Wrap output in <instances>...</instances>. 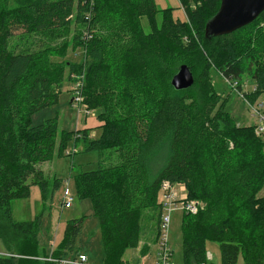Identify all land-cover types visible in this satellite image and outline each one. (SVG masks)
<instances>
[{"label": "trees", "instance_id": "1", "mask_svg": "<svg viewBox=\"0 0 264 264\" xmlns=\"http://www.w3.org/2000/svg\"><path fill=\"white\" fill-rule=\"evenodd\" d=\"M179 1L186 19L166 8L159 22L155 0H0V238L7 245L0 264H55L47 258L79 252L84 218L71 219L47 255L38 221H14L11 208L32 185L47 202L51 179L52 197L61 181L41 164L65 156L73 138L75 153L81 142L82 152L99 154L95 169L74 176L78 197L91 202L99 221L97 262L125 264L143 212L161 215L168 182L184 187L183 198L174 190L182 200L199 203L195 213L183 212L184 264H208L206 241L219 243L220 264L240 257L264 264V140L225 110L212 81L216 70L241 93L248 77L255 86L244 96L254 102L264 95V11L206 38L221 0ZM76 51L81 60L68 59ZM183 64L194 84L176 90L171 80ZM67 81L79 84L71 87L74 100L80 95L86 110H99L96 138L86 128L61 129L57 117L32 125Z\"/></svg>", "mask_w": 264, "mask_h": 264}, {"label": "rangeland", "instance_id": "2", "mask_svg": "<svg viewBox=\"0 0 264 264\" xmlns=\"http://www.w3.org/2000/svg\"><path fill=\"white\" fill-rule=\"evenodd\" d=\"M155 2L157 7L161 10L157 15V20L159 22L162 19V11L166 8L171 9L174 18L186 19V13L181 7L179 0H155ZM142 25L146 31L149 30L150 24L147 17H143ZM81 56L80 51H76L74 54L70 53L68 59L80 61ZM212 81L215 90L222 94L223 98H226L224 104L225 110L230 113L235 121L240 125H255L256 117L253 116V109L250 104L257 105L259 102H264V95L260 94L257 100L253 102L242 93L252 92L255 86L254 81L246 77L243 80V91L241 93L237 88H233L230 82L226 81L216 70L212 71ZM71 87V82H65L64 90L58 102L55 105L43 108L34 113L31 117L32 125H39L48 118L57 117L61 129L75 133L77 130L86 128L90 132V138H96L100 134V130L98 129L99 120L97 117L99 110H90L91 114L87 115L86 108L74 100ZM262 112L264 113V108H262ZM75 147L77 148L73 138L67 144L65 156L41 164L45 173H48L51 177L56 176L61 181V184L53 191L51 197V187L53 185V179H51L47 202L42 200V191L40 187L38 185H32L28 197L13 200L11 203L14 221H35V219L38 221V242L41 248L46 250L45 253L47 255L54 250V247L61 243L67 223L71 219L77 218H84V223L82 231L77 238L76 249L79 250L82 240L92 239V243H90L89 246L84 244L82 248L92 250V252H94L95 249H99V251L102 250L98 218L93 215L91 202L89 200H82L78 197L74 177L78 171L95 169L98 166L99 154L95 150H86L82 152L83 143L81 142L78 149H76V153L74 152ZM68 178H70L69 193L73 196L75 201L71 208H63L62 201ZM180 187L181 185H176V190L179 191ZM258 195L264 196V185ZM179 200H181V198ZM148 210L156 211L155 208L147 209V211ZM182 217L183 210L181 208L171 212L168 243L173 252L172 264H184L183 235L181 228ZM144 223L145 220L143 218L141 221L142 227ZM156 246L158 251V234ZM6 249V243L0 238V255L5 252ZM206 250L209 259L208 264H220L219 243L215 241H206ZM74 254H76V252ZM124 255L129 264L143 263L142 253L137 247L126 250ZM146 264L152 263L147 260ZM237 264H244L242 257L239 258Z\"/></svg>", "mask_w": 264, "mask_h": 264}, {"label": "built area", "instance_id": "3", "mask_svg": "<svg viewBox=\"0 0 264 264\" xmlns=\"http://www.w3.org/2000/svg\"><path fill=\"white\" fill-rule=\"evenodd\" d=\"M237 83L233 84L235 87ZM79 84H75L72 88L73 90H78ZM75 101L79 104L81 102V96L77 95ZM253 109V116L256 117L255 132L257 135L264 137V113L262 108H264V102H259V104H250ZM86 114H90L87 110ZM69 180L66 181V187L64 189V197L62 201L63 208H70L73 206L74 198L69 193ZM164 190V199L162 202V212L159 220V232H158V243L159 248L157 252V262L156 264H172L173 252L168 243V231L170 225L171 212L173 210L181 208L183 212L195 213L198 209L199 203L194 200H179L177 193L174 191L173 187L165 182L162 186ZM49 261L55 264H87L89 259L85 254H80L78 257H67V258H53L49 256L47 258Z\"/></svg>", "mask_w": 264, "mask_h": 264}, {"label": "water", "instance_id": "4", "mask_svg": "<svg viewBox=\"0 0 264 264\" xmlns=\"http://www.w3.org/2000/svg\"><path fill=\"white\" fill-rule=\"evenodd\" d=\"M264 11V0H221L217 13L206 23L205 36L211 38L228 34L250 24ZM176 90H185L194 84L191 68L183 64L171 80Z\"/></svg>", "mask_w": 264, "mask_h": 264}, {"label": "crops", "instance_id": "5", "mask_svg": "<svg viewBox=\"0 0 264 264\" xmlns=\"http://www.w3.org/2000/svg\"><path fill=\"white\" fill-rule=\"evenodd\" d=\"M175 190H176V186ZM177 191V190H176ZM177 193L183 196L185 195V189L184 187H180V190L177 191ZM180 196V195H179ZM71 208V207H70ZM156 211H147L145 210V212H143V215L141 217V221L144 218L145 223L144 226L142 227L141 225V233H140V240L139 243L137 245V248L140 249L142 256H143V263L142 264H146V261L148 260L149 262H151L152 264L157 262V234H158V224H159V215H160V210L158 208H155ZM140 221V224H141ZM90 243H92V239L90 240H82L80 242V246H79V252L76 254H73L71 257L76 258L78 257L80 254H85L88 256V263L87 264H101L99 262H97L96 258L98 256V254L96 252L99 253V251H95L92 252V250H87L86 248H82V245L86 244V245H90ZM58 247H54V250H56ZM40 249L44 252H46V250L44 248ZM5 254H7V250H5V252H3ZM124 260H125V264H129L128 260L125 259V255H124Z\"/></svg>", "mask_w": 264, "mask_h": 264}]
</instances>
